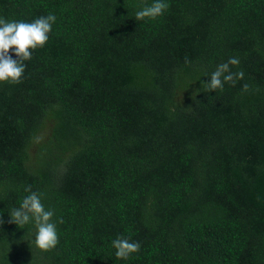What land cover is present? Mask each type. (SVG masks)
<instances>
[{"label": "trees", "instance_id": "1", "mask_svg": "<svg viewBox=\"0 0 264 264\" xmlns=\"http://www.w3.org/2000/svg\"><path fill=\"white\" fill-rule=\"evenodd\" d=\"M154 2L0 0L8 21L56 16L21 82H0V264H264V0L137 20ZM230 57L243 80L209 91ZM28 185L52 250L9 223ZM118 237L140 251L117 258Z\"/></svg>", "mask_w": 264, "mask_h": 264}, {"label": "clouds", "instance_id": "2", "mask_svg": "<svg viewBox=\"0 0 264 264\" xmlns=\"http://www.w3.org/2000/svg\"><path fill=\"white\" fill-rule=\"evenodd\" d=\"M169 5L164 0H155L150 6H145L137 11L135 16L137 20L146 18L155 19L162 15ZM56 21L54 14L46 17L42 16L33 22L8 21L0 18V82L20 83L24 75L26 65L24 61L32 58V50L42 48L48 42L49 33L52 31V25ZM10 51H14L18 59H13ZM187 62V60H186ZM239 59L230 57L225 63L217 66L216 70L210 75V82L205 83L209 91L223 90L225 83L233 86L237 80H243V70L232 72L230 65L239 66ZM243 90L248 91L249 85L244 84ZM195 99V95L193 97ZM191 108V107H189ZM30 193L23 198L18 208H13L9 223L16 224L23 228L34 220L35 222V246L42 251L54 249L59 244V235L57 227L52 218L54 212L46 210L42 201L41 194L33 192L31 185L24 189ZM60 223H63L61 218ZM4 223L0 217V225ZM112 246L116 249V257L119 259H128L132 253L140 251L141 244L132 242L129 239L118 237L112 241Z\"/></svg>", "mask_w": 264, "mask_h": 264}, {"label": "rangeland", "instance_id": "3", "mask_svg": "<svg viewBox=\"0 0 264 264\" xmlns=\"http://www.w3.org/2000/svg\"><path fill=\"white\" fill-rule=\"evenodd\" d=\"M37 150H38V146H37V144H34L33 146H32V148H31V152H32V154H36V152H37Z\"/></svg>", "mask_w": 264, "mask_h": 264}]
</instances>
